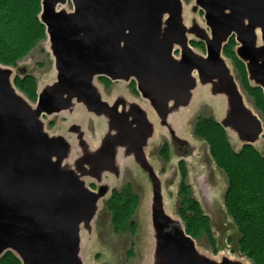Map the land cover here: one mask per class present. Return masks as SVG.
<instances>
[{
	"label": "water",
	"instance_id": "95a60500",
	"mask_svg": "<svg viewBox=\"0 0 264 264\" xmlns=\"http://www.w3.org/2000/svg\"><path fill=\"white\" fill-rule=\"evenodd\" d=\"M68 2L72 12L64 8ZM198 9L210 34L197 24L185 26L182 0H42L40 21L57 77L39 93L36 108L16 92L10 67L0 64V258L12 252L22 264H82L81 229L90 230L109 193L101 185L88 188L85 179L100 182L103 173L116 174L128 157L152 186V264H245L202 255L181 220L165 212L162 182L145 153L154 133L149 111L124 98L104 101L95 83L134 80L173 145L182 146L187 143L168 121L189 107L200 84L216 100L224 98L221 126L242 145H254L263 125L246 106L223 47L235 37L250 83L264 93V0H196L193 12ZM189 36L205 44V56L194 52ZM75 105L103 118L106 130L99 148L90 150L80 128L71 129L85 151L69 168L71 145L50 136L41 118Z\"/></svg>",
	"mask_w": 264,
	"mask_h": 264
},
{
	"label": "rangeland",
	"instance_id": "374dc122",
	"mask_svg": "<svg viewBox=\"0 0 264 264\" xmlns=\"http://www.w3.org/2000/svg\"><path fill=\"white\" fill-rule=\"evenodd\" d=\"M182 2L185 26L191 28L194 24H197L210 34V30L205 23L204 13L200 9L193 12L196 0H190L189 2L182 0ZM64 8L67 12L73 11L71 2H68ZM189 40L195 53L201 56L206 55V47L203 42L194 36H189ZM259 44H261L260 38ZM238 46L240 45L237 43ZM174 55L177 59L180 58L179 47H176ZM223 57L243 95L246 106L262 122L263 134L253 146L264 156V113L256 107V99L248 94L243 87L241 75L233 60L227 58L224 54ZM10 69L13 72L11 81L16 92L33 108H36L37 100H30L24 92L16 87V82L22 81L25 83L24 86L30 87L32 92L35 90L37 99L44 88L56 82L57 71L54 59L49 51L48 38L21 60L16 67H10ZM195 77H197V74H195ZM95 80L104 101L112 103L117 99L124 98L128 102H136L152 114L153 119H151V122L154 126V133L148 141L145 153L147 160L162 182L165 212L178 221L181 220L178 213L179 166L181 162L186 165L189 174L188 184L192 187L194 197L211 220L215 239V246H212L205 236L196 239L197 250L202 255L213 259L226 257L233 261L253 264L240 254L236 246L238 233L235 224L224 207V197L228 187L227 177L213 161L210 155V146L195 134V126L202 119L214 118L219 123L220 113L225 108L224 98L220 96L216 100L207 92V87H201L198 84L189 107L179 110L180 113L182 112V116H171L172 118L170 117L168 121L170 130L187 143V146L173 145L171 132L160 125V120L151 108L149 101L143 99L137 91L134 80L130 82H112L106 78L104 80L96 78ZM251 86L253 87L254 84L252 83ZM41 119L45 131L50 136H61L76 146L79 155L73 154V156L82 157L85 149L80 147L77 134L71 131L72 128L79 127L84 134V140L88 147L94 146L93 149L99 148L106 130L104 119L88 113L82 105H75L72 111H64L51 116L43 115ZM227 136L230 146L238 153L242 149V143L228 132ZM165 145L168 147V159H165L161 154ZM185 151L189 153L187 154ZM124 159L125 162L118 167L116 174L103 173L100 182L89 177L85 179V185L88 188L97 191L101 185L107 187L109 193L100 199L98 211L90 225V230L84 227L81 229L80 258L82 264H152L151 251L153 245L150 246L152 240L149 228L152 186L145 171L138 167L133 159L127 160L128 157H124ZM127 185H131L133 192L140 196V204L133 217L138 225L135 234L129 231L116 232L111 223V214L105 206L113 190L120 191ZM229 240L234 242L230 243Z\"/></svg>",
	"mask_w": 264,
	"mask_h": 264
},
{
	"label": "trees",
	"instance_id": "16d2710c",
	"mask_svg": "<svg viewBox=\"0 0 264 264\" xmlns=\"http://www.w3.org/2000/svg\"><path fill=\"white\" fill-rule=\"evenodd\" d=\"M41 11L42 0H0L2 66L16 67L47 39L46 28L40 21ZM236 47L235 37H231L223 48V54L233 60L243 87L256 99V107L264 113V93L259 87L251 86L246 66L237 58ZM24 84L17 81L16 87L30 100L36 101L35 90L32 92ZM195 134L210 146L213 161L227 177L224 207L235 224L238 233L236 246L240 254L253 264H264V156L253 145H243L236 153L229 144L227 131L214 118L198 121ZM161 154L168 159L167 145ZM179 171L178 213L185 231L194 240L205 236L215 246L211 220L194 197L192 187L188 184V170L183 162L180 163ZM139 204L140 196L133 192L131 185L111 192L105 206L111 214V223L116 232L136 233L138 225L133 217ZM0 264L22 263L12 252H7L0 258Z\"/></svg>",
	"mask_w": 264,
	"mask_h": 264
},
{
	"label": "bare ground",
	"instance_id": "6f19581e",
	"mask_svg": "<svg viewBox=\"0 0 264 264\" xmlns=\"http://www.w3.org/2000/svg\"><path fill=\"white\" fill-rule=\"evenodd\" d=\"M185 17V16H184ZM149 113V119H150V121H151V119H153L152 117V114L150 113V112H148ZM181 116H182V114H180ZM229 134H231V133H229ZM234 136V135H233ZM69 144L71 145V149H72V155H71V157H70V159H68L67 160V162L65 163L66 164V166L67 167H69V168H72V163H73V161H74V159H75V156H73V154L74 155H76L77 153H79L78 152V149L76 148V146L73 144H71L70 142H69ZM94 148V146H92L91 148H90V150L91 149H93ZM122 150H119L118 151V164H120L121 162H122ZM172 219H174L175 220V217H173V216H171V215H169ZM150 228V227H149ZM150 230H151V228H150ZM150 246L152 247V243L150 244ZM152 252V251H151ZM215 260H217V261H219L220 260V257H219V259H216L215 258Z\"/></svg>",
	"mask_w": 264,
	"mask_h": 264
}]
</instances>
